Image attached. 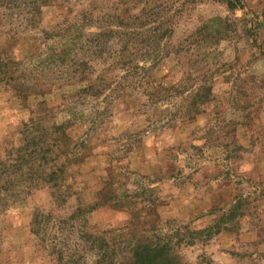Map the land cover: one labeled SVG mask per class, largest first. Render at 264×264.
I'll list each match as a JSON object with an SVG mask.
<instances>
[{
  "label": "rangeland",
  "instance_id": "374dc122",
  "mask_svg": "<svg viewBox=\"0 0 264 264\" xmlns=\"http://www.w3.org/2000/svg\"><path fill=\"white\" fill-rule=\"evenodd\" d=\"M264 264V0H0V264Z\"/></svg>",
  "mask_w": 264,
  "mask_h": 264
},
{
  "label": "trees",
  "instance_id": "16d2710c",
  "mask_svg": "<svg viewBox=\"0 0 264 264\" xmlns=\"http://www.w3.org/2000/svg\"><path fill=\"white\" fill-rule=\"evenodd\" d=\"M137 263L138 264H163L161 259L158 260V257L155 255L147 256V255H137Z\"/></svg>",
  "mask_w": 264,
  "mask_h": 264
}]
</instances>
